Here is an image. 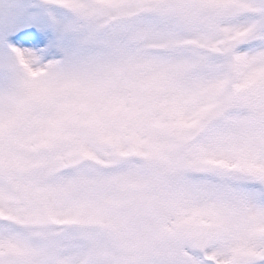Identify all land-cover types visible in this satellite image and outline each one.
Wrapping results in <instances>:
<instances>
[{"label": "snow or ice", "instance_id": "snow-or-ice-1", "mask_svg": "<svg viewBox=\"0 0 264 264\" xmlns=\"http://www.w3.org/2000/svg\"><path fill=\"white\" fill-rule=\"evenodd\" d=\"M0 264H264V0H0Z\"/></svg>", "mask_w": 264, "mask_h": 264}]
</instances>
